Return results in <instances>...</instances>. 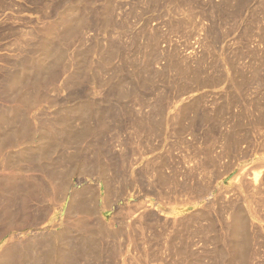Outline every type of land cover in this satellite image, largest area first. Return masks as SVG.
I'll return each mask as SVG.
<instances>
[{
  "label": "rangeland",
  "instance_id": "374dc122",
  "mask_svg": "<svg viewBox=\"0 0 264 264\" xmlns=\"http://www.w3.org/2000/svg\"><path fill=\"white\" fill-rule=\"evenodd\" d=\"M147 2L0 0V259L3 264H12L9 258L12 254L25 251L27 244L35 240L40 243L38 239L42 244L37 242L38 249L31 248L29 256L34 251L32 258H43L29 264H65L59 259L61 253H53V260L46 262L54 241L59 248L67 247L72 252H67L72 255L67 254L70 260L75 259L72 264H264V87L253 86L255 92L250 89L246 94L249 105L238 103L228 107L231 96L226 85L223 83L217 89L212 88L213 84L208 86L211 84L208 75L199 80L204 85L200 88L193 76L180 78L173 72L166 76L156 74L165 63L163 58L157 61L159 57L156 64L154 58L161 56L159 52L164 46L161 37L168 36L169 28L164 22L169 20L166 18L173 2L165 0L166 5L161 0L162 7L154 11ZM105 4L111 6V18ZM247 6L242 15L235 17L232 12L224 15L233 22L243 20V27L249 19L259 21L260 25L250 28L248 35L242 25L234 30L219 27L222 44L219 41V47L208 44L215 51L222 45L226 52L233 51L232 55L243 49L244 54L247 49L257 50V61L248 55L253 58L252 63L246 57L241 64L236 61L238 55H234V62H239L235 63L236 68L242 66L245 72L250 68L246 67L247 63L253 67L264 58V12L256 10L253 14L259 6L255 0ZM201 18L204 16H195L193 24L182 20L180 26L169 29L174 30L170 31L169 42L183 47L185 44L184 48L196 47L193 53L181 51L185 56L203 52L202 47L194 46L204 38V28L209 25ZM220 18L212 19L217 22ZM104 25L111 27V31ZM118 28L124 29L123 32ZM179 28H182L180 32ZM151 30L158 34L160 42L152 59V73L140 76L134 68L149 63L146 55L151 54L152 47L146 38ZM116 32L123 34L118 37ZM113 41L116 45L121 43L118 48L122 49L123 58L106 62ZM241 43L247 44L244 47ZM112 67L118 68L117 76L110 72ZM122 68L127 71L121 73ZM144 80L147 87L139 90L136 86ZM121 84L134 95L123 102L118 100V104L114 95ZM105 93L108 101L113 98L111 106L99 101ZM86 97L95 100L98 106H105L106 120L94 113L87 123L96 130L95 135L80 144L66 143L68 146L63 147L65 137L79 134L86 123L74 113L75 109L83 110L81 103ZM98 106L95 109H102ZM72 114H77L73 120ZM47 128L56 132L51 134ZM57 132L58 137L54 136ZM49 134L60 142L54 144V137ZM47 139L54 146L47 144ZM42 144L52 147L45 148ZM52 173L55 179L51 178ZM48 177L54 182L56 177L62 181L50 182ZM48 183L55 184L53 188L57 190L65 184L66 195L58 196ZM77 193L79 197L84 195L82 199L87 196L89 202H94L91 204L94 214L82 213ZM75 198H78L76 207L72 201ZM235 208L242 212L240 220L232 217ZM65 225L73 228L62 245L57 236ZM100 229L106 233L94 237V231ZM236 229L237 232L242 229L241 235ZM82 237L85 241L90 239L87 243L95 239L94 249L101 251L97 257L90 253L77 254L79 246L75 242Z\"/></svg>",
  "mask_w": 264,
  "mask_h": 264
},
{
  "label": "bare ground",
  "instance_id": "6f19581e",
  "mask_svg": "<svg viewBox=\"0 0 264 264\" xmlns=\"http://www.w3.org/2000/svg\"><path fill=\"white\" fill-rule=\"evenodd\" d=\"M148 1V0H147ZM161 0H149V9H152V8H154L153 9V11L155 10V8L157 7V8H159V7H162V5L160 6V2ZM252 0H219V3H217L215 0H206V2L208 3V4H205L204 3V1L203 0H177V1H175V0H172V6H170V8H169V10H168V14H169V18L167 17L168 15H166V19H169L168 20V22H167V20H166V23L164 22V24L166 25L165 27H167V28H171L172 26H174V25H176L177 27L178 26H180V23L182 22V20H183V23H185V22H189L190 24L192 23H195L194 21V19H195V16L196 17H200V16H204V18H201V19H203L204 21L206 20L208 23L207 24H209V25H207L205 28H204V35H202V36H204V38H200V41L198 40V42L197 43H195L196 45H194V46H199V47H202V49H203V52L201 53V55H196V56H193V57H191V56H185V53H181V51H186L187 53L189 52V53H193V51L196 49V47H186V48H184L186 45L184 44V47L182 46V44H173L171 41L169 42V39H171L170 38V36L171 35H169L171 32V30H173V29H171V30H169L168 29V31H169V33H168V36H167V34H166V36L164 35V36H162L161 37V39H162V44L164 45L163 47H162V50L160 51V48H159V53H161V56H159V54L158 55H156V56H158V57H155L154 58V56H155V54H156V52L155 51H157L156 50V48H158V44H159V42H160V37L158 36V34H154L153 32H152V30H151V32L149 31V37L147 36V38L146 39H149V44L151 45V47H152V52H151V54L149 55V53L146 55V56H148V58H149V63L148 64H144V66L142 65V66H138V67H136V68H134L135 69V73H137V75H140V76H142V75H144L145 73H150L151 71V67H152V63H153V58H154V63H159V62H157V61H161L162 59L161 58H163L164 60H165V63H164V66L161 68V70H160V72H155L156 74H160L161 73V75H165V74H167V75H169V73L170 72H173L174 73V75H176V73L180 76V78H183V77H188V76H193L194 77V80L193 81H195V82H197V86L198 87H202V86H204V85H202L201 83L202 82H200L201 81V79H202V76H204V75H208V76H210V83L211 84H207V82L209 81L208 80V78L206 77V79L208 80V81H206V84L208 85V86H210V85H212L213 84V86H212V88H215V89H217V88H219V86L221 85V84H225L226 85V90L229 92V94H230V96H231V99L228 101L229 103V106L228 107H233V106H236L238 103H241V104H243L244 105V107L245 106H247V105H249L248 103H249V100L247 99V97H246V94L250 91V89L253 87V86H259L258 88H262V87H264V58L261 60L260 59V61H259V64L256 62L257 61V58H259V57H257L256 56V51L257 50H255V51H251L250 49H247L246 51V53L244 54V50L245 49H243L242 51H240V52H238L239 54H237V53H235L234 55H236V57H237V55H238V57H237V59H236V61H240L241 62V64H243L242 63V61L241 60H246V57H248L249 58V60L251 59H256V61H254V62H256L255 63V65L254 64H252V65H254L253 67L250 65V66H248V64L249 63H247V66L246 67H250L249 68V71L248 72H245L246 70H242V69H244V68H241V67H237L236 68V66H235V63H237V62H234V59L235 58H233L234 57V55H232V54H230L231 52H233V51H229L230 53H228V52H226L225 51V49L226 48H224L222 45H221V47L220 48H217V50L215 51V50H213L214 48H211V44L212 45H217V47H219L218 45V41L221 43L222 41V39L221 40H219L220 38L218 37V34H221V33H219L218 32V29H219V27H221V28H223V27H225V28H230V29H232V30H234L235 28L237 29L238 28V25H242V27H243V25H244V21L242 20V22H238V20H234V22L232 21V20H230L228 17H227V15H226V17H225V15H224V13H226V12H232V14H233V16H238V15H242L243 13H244V11L246 10V9H248V4H250V2H251ZM258 4H259V6H257L256 8H254V12H253V14L256 12V10H258L257 12H264V0H255ZM164 2H165V0H164ZM163 2V0H162V4L164 3ZM169 2V4H170V1H168ZM168 2H165V4L167 3L168 4ZM145 5H146V3H144ZM166 4V5H167ZM106 5V4H105ZM159 6V7H158ZM105 9H106V12H107V14H108V16H110L111 14H110V12L112 11L111 10V6L110 5H106L105 6ZM113 10H114V8H112ZM162 10H163V8H161ZM111 10V11H110ZM166 9H164V12H166L165 11ZM156 11H158L159 12V9L158 10H156ZM113 12V11H112ZM161 12H163V11H161ZM110 14V15H109ZM158 14H160V12L158 13ZM167 14V13H166ZM161 15V14H160ZM165 15V14H164ZM112 16V15H111ZM111 16H110V18H111ZM154 16V15H153ZM217 16H222L221 18L220 17H217ZM206 17V18H205ZM108 18V17H107ZM113 18V17H112ZM158 18H160V17H158ZM157 18V19H158ZM212 18H215V20H216V18L218 19V18H220V20L221 21H217V22H214V20L212 19ZM105 19V18H104ZM151 19V18H150ZM153 19H155V17H153ZM162 19H163V14H162ZM164 19H165V16H164ZM106 20H108V19H106ZM112 20V19H111ZM148 20V19H147ZM160 20V19H159ZM194 20V21H193ZM160 21H163V20H160ZM165 21V20H164ZM185 21V22H184ZM197 21H198V19H197ZM241 21V20H240ZM105 22V21H104ZM103 22V23H104ZM149 22V21H148ZM147 22V23H148ZM153 22H155V20L153 21L152 20V23ZM202 22V21H201ZM231 22H233L232 24H231ZM247 22V23H246ZM245 22V27H243V28H247V31H246V34L248 33L249 34V29L250 28H255V25H257V24H259V21L258 22H256V21H254V20H248V21H246ZM107 23V22H106ZM127 23V22H126ZM146 24V23H145ZM162 24H163V22H162ZM261 24V23H260ZM259 24V25H260ZM111 25V24H110ZM116 25H118V23L116 24ZM128 25V24H127ZM126 25V26H127ZM146 25H148V24H146ZM187 25H188V23H187ZM202 25V24H201ZM105 27L107 26V25H104ZM112 26H114V25H112ZM191 26V25H190ZM193 26V25H192ZM104 27V28H105ZM116 27V26H115ZM177 27H173L174 29L175 28H177ZM182 27V26H181ZM186 27V24H185V26H184V28ZM188 27V26H187ZM107 28V27H106ZM110 28V30L109 31H111V27H109L108 26V28L107 29H109ZM113 28V27H112ZM120 28V27H119ZM118 28V29H119ZM124 28H126V27H124ZM192 28V27H191ZM261 28H263L262 26H261ZM129 29V28H128ZM155 29V28H154ZM156 29H158V28H156ZM199 29V28H198ZM117 30V28L115 29V31ZM121 29H119V31H120ZM124 30V29H123ZM123 30H121L122 32H123ZM127 30V29H126ZM182 30V28L180 29H178V32H180ZM196 30V29H195ZM246 30V29H245ZM114 31V32H115ZM154 31V30H153ZM156 31H159V30H156ZM121 32V34L120 33H118V32H116L117 33V35H119L118 37H120L123 33ZM155 32V31H154ZM172 32H174V30L172 31ZM177 32V31H176ZM177 32V33H178ZM228 32V31H227ZM232 33H233V31H231ZM230 32V33H231ZM243 32V31H242ZM262 32V31H261ZM156 33V32H155ZM229 33V34H230ZM232 33H231V35H232ZM235 33V32H234ZM173 34V33H172ZM198 34V33H197ZM228 34V33H227ZM247 34V35H248ZM159 35H160V32H159ZM222 35V34H221ZM233 35H236V34H233ZM245 35V34H244ZM243 34H241V36L243 37L244 36ZM240 36V37H241ZM239 37V36H238ZM241 37V39H243ZM246 38V37H245ZM247 38H248V36H247ZM114 39V38H113ZM202 39V40H201ZM208 39H210V41H207ZM238 40V39H237ZM244 40V39H243ZM117 42V41H116ZM120 42V41H119ZM184 42V41H183ZM243 42V41H242ZM245 42V41H244ZM118 43V42H117ZM123 43V42H122ZM174 43H176V42H174ZM178 43V42H177ZM186 43V42H185ZM161 44V43H160ZM208 44H210V45H208ZM222 44V43H221ZM241 44H244V47H245V45L247 44V43H241ZM119 46L121 45V43H119L118 44ZM118 45H116V43H115V41H113V42H110V46H109V50H107V52H109V60H107L106 62H108V61H110V60H115V59H117V58H123L122 56H120V55H122V49H120V48H118ZM192 45V44H191ZM161 46V45H160ZM168 46H170L169 48H165V47H168ZM229 46V45H228ZM243 46V45H242ZM213 47V46H212ZM226 47V46H225ZM246 48H248L247 46H246ZM198 49V48H197ZM230 49V48H229ZM171 50H172V52H171ZM170 51V52H169ZM101 55H104V54H101ZM248 55H251L253 58H250V56H248ZM107 56V55H106ZM115 56V57H114ZM160 57V58H159ZM257 57V58H256ZM156 58H159L158 60L156 59ZM102 59H104V58H102ZM135 59V58H134ZM134 59H132V60H134ZM155 59L157 60L156 62H155ZM210 60V61H209ZM251 60H250V62H251ZM208 61V62H207ZM111 62V61H110ZM162 62H164V61H162ZM104 63V62H103ZM239 63V62H238ZM238 63H237V65H238ZM246 62H244V64H245ZM252 63V62H251ZM250 63V64H251ZM160 64H162V63H160ZM240 64V65H241ZM104 65V64H103ZM102 65V66H103ZM111 65V64H110ZM110 65H106V66H110ZM105 66V65H104ZM111 67V66H110ZM245 67V68H246ZM103 68V67H102ZM107 68V67H106ZM113 68V69H112ZM111 68V70H110V72H112L113 73V76H117L118 75V68H114V67H112ZM109 70V69H108ZM121 73H125V71H127V69L126 68H122L121 69ZM234 71V72H233ZM240 72H242V73H240ZM152 73V72H151ZM150 73V74H151ZM153 73H154V71H153ZM142 74V75H141ZM234 74V77H231L232 75ZM173 75V76H174ZM249 75H250V77H249ZM150 76V75H149ZM166 76V75H165ZM178 76V77H179ZM191 77H190V79H191ZM192 77V78H193ZM201 77V78H200ZM171 78V77H170ZM189 79V78H188ZM204 79V78H203ZM203 79H202V81H203ZM200 80V81H199ZM76 81V80H75ZM186 82L188 81V80H185ZM191 81H192V79H191ZM205 81V80H204ZM146 82V80H144L141 84H139L138 86H136L139 90H143L144 88H146L147 87V84L145 83ZM170 82V81H169ZM172 84H174V83H172ZM188 84L190 85L191 84V82H189L188 81ZM204 84H205V82H204ZM170 85V84H169ZM175 85V84H174ZM173 85V86H174ZM193 85H195L194 83H193ZM192 84H191V86H193ZM185 86V85H184ZM186 86H188L187 84H186ZM191 86H190V88H191ZM255 86V87H256ZM182 87H183V85H182ZM197 87V88H198ZM200 87V88H201ZM184 88V87H183ZM182 88V89H183ZM187 88V87H186ZM199 88V89H200ZM189 89V88H188ZM188 89H186V90H188ZM112 90H115V89H112ZM184 90V89H183ZM186 90H184V91H186ZM252 90L253 89H251V92H252ZM118 93H117V92ZM114 93H117L116 95H114V97H115V99L117 100L116 102L118 103L119 101L121 102H123L124 100H129V99H132V97H133V92H131L132 90H125L124 88H122V84L120 85V86H118L117 87V90H116ZM124 91H126V92H124ZM136 91H138V90H136ZM180 91H182L181 90V87H180ZM254 91V90H253ZM183 92V91H182ZM227 92V93H228ZM255 92V91H254ZM113 93V94H114ZM259 93V92H258ZM75 94V93H74ZM107 93H105V95L103 94L102 95V97H100V99H99V101H101V103H107V105L108 106H111V101H110V99H109V101H108V98H106L107 97V95H106ZM77 94H75V96H76ZM80 96V95H79ZM105 96V97H104ZM111 96V95H110ZM81 97V96H80ZM88 97V96H87ZM86 97V99L81 103L84 107H82V105H81V108H83V110H80V111H76V109H75V111H74V113H77L78 114V118L80 117L82 120H84L86 123L84 124V127L82 128V130H81V132L79 133V134H72V135H70V136H68V139H67V137H65L66 139H67V141H66V139L64 140L65 142H64V144H62L61 143V145L64 147V146H68V144L69 145H71L72 143H74V144H80V142H82V141H86V140H88L89 138H92L93 137V134L95 135V129L94 128H92L91 126H90V124L88 125V123L87 122H90V120H92V117H93V115H94V113H96L95 115L96 116H98L100 119H102V120H106V116L105 115H107V113H106V109H105V106L104 107H102V106H98V105H96V101L95 100H91V99H89V98H87ZM112 97V96H111ZM249 97V96H248ZM72 98H74V97H72ZM113 99V98H112ZM111 99V100H112ZM255 99V98H254ZM75 100V99H74ZM78 100V99H77ZM80 100H81V98H80ZM119 100V101H118ZM71 101V100H70ZM72 102V101H71ZM115 102V104H117ZM251 102H252V100H251ZM254 102V101H253ZM258 102V101H257ZM112 104H113V102H112ZM119 104V103H118ZM121 104V103H120ZM251 104V103H250ZM260 104V103H259ZM226 105V104H225ZM78 106V105H77ZM99 107V108H102V109H95L96 107ZM242 106V105H241ZM254 106H256V107H260L259 105H254ZM75 107V106H74ZM80 107H78V109H79ZM80 108V109H81ZM124 108V107H123ZM159 108H162V107H159ZM163 110V109H162ZM157 111V110H156ZM71 113H73L72 111H70ZM160 112H162V111H160ZM159 112V113H160ZM164 113V112H163ZM77 114H74V115H77ZM73 115V114H72ZM70 116V118H72V120H73V118H75V116ZM94 115V116H95ZM160 115H162V114H160ZM63 118H64V116H63ZM95 118V117H94ZM65 119H67L66 118V116H65ZM62 120H64V119H62ZM68 121V120H67ZM103 124H105L104 122H103ZM102 128V127H101ZM48 129H50L51 130V128H47L46 130H48ZM42 130V129H41ZM44 131H45V129H44ZM43 131V132H44ZM52 131H54L53 129H52ZM51 131V132H52ZM42 132V133H43ZM48 132L49 133H51L49 130H48ZM54 132H56V131H54ZM41 133V132H40ZM39 133V134H40ZM41 133V134H42ZM44 133H47V132H44ZM43 133V134H44ZM58 133L59 132H57L56 134H54V136H57L58 137ZM51 134H53V133H51ZM45 136H47L46 134H44ZM68 135V134H67ZM41 137H43V135H40ZM49 136H50V134H49ZM52 136V135H51ZM50 136V137H51ZM54 136H52V137H54ZM61 136V135H60ZM59 136V137H60ZM40 137V138H41ZM51 137V138H52ZM53 139V141H55L54 142V144H56V141H57V138H52ZM55 139V140H54ZM231 139H233V138H231ZM41 140H43V139H41ZM40 140V141H41ZM45 140V139H44ZM48 140V139H47ZM51 140V139H50ZM62 140V139H61ZM90 140V139H89ZM58 141H59V139H58ZM58 141H57V143H58ZM42 142V141H41ZM41 142H39V143H41ZM49 140L47 141V144H49L50 143V145H53L54 146V144H52L53 142H49ZM60 142V141H59ZM44 143V142H43ZM66 143H68V144H66ZM47 144H45V145H43L45 148L48 146ZM231 144H233V145H235L234 143H231ZM41 145V146H42ZM60 145V144H59ZM42 146V147H43ZM56 146V145H55ZM58 146V145H57ZM57 146H56V150L58 149L57 148ZM232 146V145H231ZM43 147V148H44ZM49 148L50 147H52V146H48ZM234 147V146H233ZM233 147H231L232 149H235V148H233ZM38 148H40V147H38ZM54 148V147H53ZM52 148V149H53ZM51 149V148H50ZM65 149V148H64ZM43 150V149H42ZM41 151V150H40ZM52 151V150H51ZM53 153H56V151L55 150H53L52 151ZM52 152L51 153H49V154H51L52 155ZM234 152H235V150H234ZM41 154V153H40ZM48 154V153H47ZM46 155V154H45ZM77 155V154H76ZM49 156V155H48ZM77 156H79V154L77 155ZM46 159H48V158H46ZM73 159H75V158H73ZM71 160V159H70ZM77 160V159H76ZM257 160V159H256ZM45 164V163H44ZM48 164V163H47ZM45 165V166H48V165ZM99 165V164H98ZM44 167V166H43ZM49 167H50V165H49ZM98 167V166H97ZM106 167V166H105ZM48 168V167H47ZM49 169V168H48ZM48 169H47V171H48ZM73 169V168H72ZM71 169V170H72ZM43 171H45V170H43ZM54 172V170H51V171H49V172ZM75 171V170H74ZM89 171V170H88ZM87 171V173H89ZM92 171V170H91ZM98 171V170H97ZM97 171H96V173H97ZM103 172V174H104V171H102ZM48 173V172H47ZM71 173V172H70ZM69 173V174H70ZM73 173V172H72ZM93 173V172H92ZM100 173H101V171H100ZM99 173V174H100ZM58 174V173H57ZM61 174V173H60ZM69 174H67L66 173V175H69ZM102 174V175H103ZM46 175V174H45ZM48 175V174H47ZM50 176H51V174H49ZM48 175V176H49ZM54 174L52 173V176H51V178L52 177H54L53 176ZM55 175H56V171H55ZM71 175V174H70ZM85 175H86V173H85ZM92 175V174H91ZM57 176V175H56ZM89 176V175H88ZM104 176V175H103ZM58 177V176H57ZM56 177V179H57V181L56 182H58V181H62V179L61 180H59V178H57ZM66 177H68V176H66ZM46 178H47V176H46ZM49 178V177H48ZM54 179H55V177H54ZM49 180H50V178H49ZM52 180V179H51ZM50 180V182H54L55 180H53V181H51ZM63 180H65L66 181V178L64 179L63 178ZM47 182H48V180H47ZM56 182H54V183H56ZM53 183V184H54ZM62 183H65V182H62ZM106 183V182H105ZM50 183H48V186H50L53 190L54 189H56V188H53V186L55 185H49ZM58 184V185H57ZM56 185L58 186V187H60V183H57ZM67 184V183H66ZM107 184V183H106ZM65 185V184H64ZM63 185V188L65 189V186ZM47 186V187H48ZM67 186V185H66ZM108 186V184L106 185V187ZM55 187V186H54ZM57 187V188H58ZM61 187H62V185H61ZM68 187V186H67ZM110 187V186H109ZM62 188V189H63ZM62 189H56V190H54V191H56V194L58 195V196H60V195H66L65 193H66V189H65V191H62ZM79 189V188H78ZM80 190V189H79ZM74 191H76V190H74ZM73 191V192H74ZM78 191V190H77ZM76 191V192H77ZM72 192V191H71ZM90 192V191H89ZM30 193V192H29ZM83 193V192H82ZM85 193V192H84ZM91 193H93V192H91ZM27 194H28V192H27ZM78 194V196L77 197H79V194L80 193H77ZM90 194V193H89ZM105 194H106V196L108 197L109 196V192H108V189H107V193L105 192ZM15 195V194H14ZM56 195V196H57ZM76 195V194H75ZM82 195V194H81ZM97 195V194H96ZM96 195H94V201H95V199H96ZM30 196V195H29ZM58 196H57V198H58ZM73 196H74V194H73ZM84 196V195H83ZM83 196H81V197H83ZM105 196V197H106ZM70 197H71V195H70ZM81 197H79V199L78 198H75V199H72V201H73V206H75L74 204L76 203L75 202V200H77L78 199V204L80 205V210L82 211V213L83 214H88V215H92V214H94L95 212V210H93V207L91 206V204L92 203H94L92 200V202L90 201L89 202V200L87 199V196H86V198L84 199H82ZM69 198V197H68ZM89 198V197H88ZM71 199V198H70ZM71 201V202H72ZM72 205V204H71ZM78 206V205H77ZM76 207V206H75ZM79 207V206H78ZM73 210H74V207H71ZM236 209V208H235ZM239 208H237L236 210H234V214H233V216L232 217H234V216H236V218L235 219H238V220H240L241 219V217H239V215L241 216V214H242V212H240V210H238ZM71 210V209H70ZM72 210V211H73ZM81 211H78L79 213L81 212ZM242 211V210H241ZM77 212V211H76ZM94 212V213H93ZM244 213V212H243ZM244 215V214H243ZM245 219V218H244ZM238 220H235V223L237 224V221ZM242 220H243V217H242ZM34 221V220H33ZM234 222V221H233ZM242 222V221H241ZM243 223H244V221H243ZM242 223V224H243ZM241 223H239L238 225H240ZM237 226V225H236ZM235 226V227H236ZM66 227V228H65ZM65 227L60 231V233L58 234V236H57V238H58V240L59 241H61V244L63 245L64 243H65V241L67 240L68 241V239L69 238H66V235H67V233L69 232V235H70V232H71V229L73 228V226L72 225H68V226H66L65 225ZM75 227V226H74ZM240 228H242V227H240ZM245 228V227H244ZM238 229V228H237ZM237 229L235 230L236 232H237ZM73 230H75V229H73ZM73 230H72V232H73ZM90 230V229H89ZM92 230V229H91ZM94 231V230H93ZM240 231H242V229H240ZM240 231H238L239 232V234H240ZM245 231V230H244ZM237 232V233H238ZM246 232V231H245ZM74 233H75V231H74ZM86 233V232H85ZM87 233H88V230H87ZM86 233V234H87ZM94 233H96L95 234V236H94V234H92V232H90V235L92 236H94V237H96L97 236V238H98V234H102V233H106L105 231H102L101 229L97 232V231H94ZM235 233V232H234ZM236 233V234H237ZM85 234V236H87ZM89 234V233H88ZM235 234V235H236ZM72 235V234H71ZM241 235V234H240ZM71 238H72V236H70ZM88 238H91V237H89V235L87 236ZM76 238V237H75ZM83 239H84V241H83V239L82 240H79L78 239V241H76L75 242V240L77 239H74V242H75V244L77 245V246H79V250L77 251V254H82L81 256H83V255H90V254H93L95 257H97V255H99L100 253H101V251L98 249H94V248H96V247H94L96 244H95V239L93 240V238L91 239L92 241H94V242H92V241H90L89 243H87V241L88 240H90V239H88V238H86V241H85V237H82ZM88 239V240H87ZM39 241H40V243L41 242H43V241H41L40 239H38ZM71 240V239H70ZM99 240V239H98ZM98 240H96V243H97V241ZM34 243L33 244H31V243H29V244H27V248L25 249V251H23L22 250V252L21 253H19L18 251H17V253H15V255H11L9 258H10V263H12V264H29L28 262L29 261H31V260H33L32 262H34V260H35V262L37 261H41V259L43 258V257H41V259H37V258H32L31 256H32V253L34 252H31V256H29V254H30V251L32 250L31 248H34V246H36L35 248H37L38 249V247H37V245H38V243L36 242V240L35 241H33ZM99 242V241H98ZM39 243V245H41ZM69 243V242H68ZM68 243H67V245H68ZM72 243V242H71ZM71 243H69V245H71ZM90 244V245H89ZM94 244V245H93ZM98 244V243H97ZM50 245H51V243H50ZM68 245V246H69ZM87 246V249H85L86 247H84V246ZM44 245H42L41 247H43ZM49 246V245H48ZM76 246V247H77ZM82 246V247H81ZM60 246H58V244H57V242H55L54 241V244H53V242H52V245L50 246V250L49 251H51V252H48L49 253V255L51 256L53 253L54 254H57L58 255V253H61V255H58L59 256V259H61V261H63V262H65V264H72L71 263V261H74L75 259H73V260H70V256L72 257V255H70V253H67V252H71V251H68V249H67V247L64 249V247L62 246V248H59ZM75 247V248H76ZM13 248H15V250H16V247H13ZM34 248V249H35ZM81 248H82V250H81ZM9 249V248H8ZM8 249H6V250H8ZM10 249H12V247L10 248ZM9 249V251H11ZM20 249V248H19ZM84 249V250H83ZM12 250H14V249H12ZM69 250H71V249H69ZM74 250V249H73ZM240 251V250H239ZM239 251H238V253H239ZM43 252H45L44 250H43ZM42 252V253H43ZM75 252V251H74ZM73 252V253H74ZM8 253V252H7ZM7 253H5V254H7ZM11 253V252H10ZM13 253V252H12ZM36 254H37V252H35ZM41 253V254H42ZM90 253V254H89ZM45 254V253H44ZM67 254H69V255H67ZM71 254H72V252H71ZM76 254V255H77ZM8 256L10 255V254H7ZM6 255V257H8ZM37 255H39V254H37ZM48 255V254H47ZM47 255H45V256H47ZM74 256H75V254H73ZM237 255H239V254H237ZM3 256H4V254H3ZM42 256H44V255H42ZM53 256V255H52ZM52 256L51 257H49V256H47V257H49L48 258V260L47 259H45V260H47L46 262H51L53 259H52ZM46 257V258H47ZM2 258V257H1ZM56 258H57V256H56ZM55 258V259H56ZM74 258H76V257H74ZM5 260L7 259V258H4ZM3 259H0V261H1V263L3 262L2 261ZM7 261V260H6ZM5 261V262H6ZM8 262V261H7ZM60 262V261H59ZM0 263V264H1ZM3 264V263H2ZM7 264V263H6ZM8 264H9V262H8ZM48 264V263H47Z\"/></svg>",
  "mask_w": 264,
  "mask_h": 264
}]
</instances>
